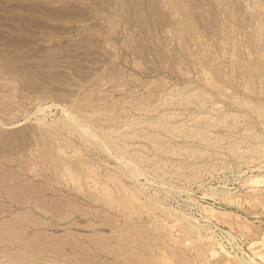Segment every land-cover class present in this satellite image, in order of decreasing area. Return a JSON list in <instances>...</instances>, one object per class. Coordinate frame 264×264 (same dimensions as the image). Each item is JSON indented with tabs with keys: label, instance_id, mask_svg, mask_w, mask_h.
Masks as SVG:
<instances>
[{
	"label": "rangeland",
	"instance_id": "rangeland-1",
	"mask_svg": "<svg viewBox=\"0 0 264 264\" xmlns=\"http://www.w3.org/2000/svg\"><path fill=\"white\" fill-rule=\"evenodd\" d=\"M0 264H264V0H0Z\"/></svg>",
	"mask_w": 264,
	"mask_h": 264
}]
</instances>
